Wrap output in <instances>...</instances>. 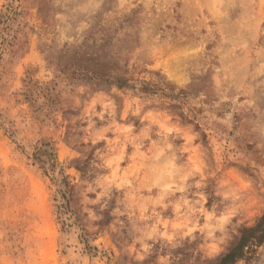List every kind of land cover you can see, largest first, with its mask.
I'll list each match as a JSON object with an SVG mask.
<instances>
[{
	"label": "rangeland",
	"instance_id": "obj_1",
	"mask_svg": "<svg viewBox=\"0 0 264 264\" xmlns=\"http://www.w3.org/2000/svg\"><path fill=\"white\" fill-rule=\"evenodd\" d=\"M262 216L264 0H0V264H211Z\"/></svg>",
	"mask_w": 264,
	"mask_h": 264
},
{
	"label": "trees",
	"instance_id": "obj_2",
	"mask_svg": "<svg viewBox=\"0 0 264 264\" xmlns=\"http://www.w3.org/2000/svg\"><path fill=\"white\" fill-rule=\"evenodd\" d=\"M95 76L99 70H89ZM264 243V216L259 218L252 227L243 228L237 242L231 245L227 252L211 264H236L247 257L248 250Z\"/></svg>",
	"mask_w": 264,
	"mask_h": 264
}]
</instances>
